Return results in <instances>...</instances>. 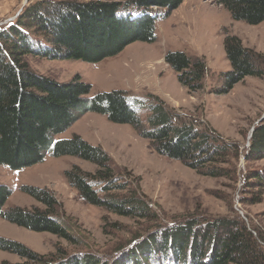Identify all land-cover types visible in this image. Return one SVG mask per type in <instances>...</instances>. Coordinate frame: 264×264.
Masks as SVG:
<instances>
[{"label":"trees","instance_id":"16d2710c","mask_svg":"<svg viewBox=\"0 0 264 264\" xmlns=\"http://www.w3.org/2000/svg\"><path fill=\"white\" fill-rule=\"evenodd\" d=\"M183 1L36 0L17 15L16 22L1 27L0 164L11 169L33 165L43 161L44 151L52 145L51 154L55 157L76 156L96 166L92 173L76 165L64 172L70 186L85 202L120 216L151 217L145 200L134 191L127 193L126 186L118 183L110 157L100 146L90 144L78 134L54 141L55 135L82 114L93 111L114 123L130 124L156 153L176 159L199 174L223 176L225 170L220 164L226 157L238 155L236 146L222 141L214 131L177 123V115L160 97L148 94L145 99H136L150 111L144 122L136 114L126 91H103L87 97L91 85L78 74L69 81H58L31 70L25 59L34 55L94 63L118 54L134 41L153 42L157 19L169 16ZM215 3L227 9L234 20L252 25L264 21V0H216ZM152 6L162 7L163 11ZM129 8L140 12L132 13ZM223 49L230 69L222 74L223 85L212 92L227 93L247 76H264L263 55L244 46L237 36L224 32ZM163 60L187 91L203 88L206 65L202 58L175 50L167 51ZM246 151V159L264 157V121L256 124ZM249 179L264 189V169L250 173ZM20 189L42 207L4 209L10 188L0 184L1 218L32 231L54 234L72 244L77 242L62 222L60 203L47 188L23 185ZM122 190L126 193H116ZM260 195L254 199L258 200ZM161 228L162 241L156 237L139 241L112 264H138L139 256L147 261L152 251L170 258L173 264H264V235L237 216L211 220L187 218ZM0 250L21 259L17 263L4 260L0 264H62L65 260L68 264H107L91 254L67 258L68 253L61 247L53 253L41 254L22 242L2 236Z\"/></svg>","mask_w":264,"mask_h":264},{"label":"rangeland","instance_id":"374dc122","mask_svg":"<svg viewBox=\"0 0 264 264\" xmlns=\"http://www.w3.org/2000/svg\"><path fill=\"white\" fill-rule=\"evenodd\" d=\"M34 1L0 0V28L16 22V14ZM215 1L188 0L179 10L157 19L153 42L134 41L118 54L98 62L34 55L25 59L31 70L58 81H69L78 74L91 85L87 97L103 91H126L136 114L144 122L150 111L136 99H145L148 94L160 97L177 115V123L214 131L222 141L236 146L238 155L228 156L220 164L225 170L223 176L199 174L176 159L156 153L130 124L114 123L103 114L87 111L55 135L54 141L78 134L90 144L100 146L110 157L118 183L126 186L127 193L134 191L141 196L153 215L120 216L85 202L70 186L64 172L76 165L92 173L96 166L76 156L55 157L50 145L41 162L20 169L0 164V184L10 188L4 209L42 207L20 188L23 185L47 188L60 203L62 222L77 242L72 244L48 232L32 231L1 217L0 236L22 242L41 254L53 253L61 247L68 253L67 258L91 254L112 264L139 241L151 237L162 241L161 227L165 229L187 218L211 220L237 216L264 235V189L255 180H247L250 173L264 169V157H245L249 131L264 114V76H247L227 93L212 92L223 85L222 74L230 69L223 49L224 32L237 36L244 46L264 57V21L252 25L234 20ZM129 11L139 13L140 9L129 8ZM175 50L204 60L206 72L201 90L189 92L180 86L175 71L164 62V54ZM261 67L264 69V58ZM126 190L116 193L123 194ZM4 260L21 262L18 255L0 250V262ZM62 264H68L67 260ZM138 264L173 262L152 251L147 261L139 256Z\"/></svg>","mask_w":264,"mask_h":264},{"label":"water","instance_id":"95a60500","mask_svg":"<svg viewBox=\"0 0 264 264\" xmlns=\"http://www.w3.org/2000/svg\"><path fill=\"white\" fill-rule=\"evenodd\" d=\"M19 13H20V11L16 14V16H17ZM263 121H264V114H263V115H262V116L256 121L255 124L261 123V122H263ZM255 126H256V125H253V126L251 127V129H250V131H249V134H248V139H250V137H251V135H252V132H253ZM248 145H249V143H248ZM243 159H245V157H244Z\"/></svg>","mask_w":264,"mask_h":264},{"label":"crops","instance_id":"0c3cea01","mask_svg":"<svg viewBox=\"0 0 264 264\" xmlns=\"http://www.w3.org/2000/svg\"><path fill=\"white\" fill-rule=\"evenodd\" d=\"M188 0H184L175 10H179L181 6L185 5ZM164 57V56H163Z\"/></svg>","mask_w":264,"mask_h":264},{"label":"built area","instance_id":"2783aa9c","mask_svg":"<svg viewBox=\"0 0 264 264\" xmlns=\"http://www.w3.org/2000/svg\"><path fill=\"white\" fill-rule=\"evenodd\" d=\"M156 10V9H155ZM163 11V10H162Z\"/></svg>","mask_w":264,"mask_h":264}]
</instances>
